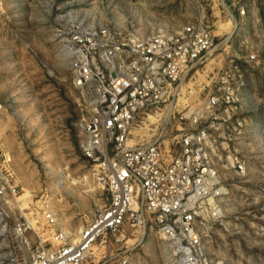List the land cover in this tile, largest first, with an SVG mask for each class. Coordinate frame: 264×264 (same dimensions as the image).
Returning <instances> with one entry per match:
<instances>
[{"label": "rangeland", "instance_id": "obj_1", "mask_svg": "<svg viewBox=\"0 0 264 264\" xmlns=\"http://www.w3.org/2000/svg\"><path fill=\"white\" fill-rule=\"evenodd\" d=\"M196 22L215 45L166 106L135 118L129 143L170 145L181 133L179 116L203 101L215 78L229 72L235 86L243 80L246 131L234 145L247 170L221 172L219 214L207 213L210 204L201 208L194 256L199 264H264V0H0V166L18 188L0 224V264H30L35 246L49 240L45 211L75 236L108 202L80 146L77 124L90 100L74 82L70 34L108 27L119 37H148ZM24 214L22 234L15 224ZM123 234L98 240L86 264H184L186 253L152 223L127 225Z\"/></svg>", "mask_w": 264, "mask_h": 264}, {"label": "built area", "instance_id": "obj_2", "mask_svg": "<svg viewBox=\"0 0 264 264\" xmlns=\"http://www.w3.org/2000/svg\"><path fill=\"white\" fill-rule=\"evenodd\" d=\"M68 42L74 82L90 100L77 124L80 146L108 202L75 236L45 211L49 240L35 246L30 264H86L98 240L123 236L127 225L147 223L186 253L184 264H199L194 253L201 251V208L210 204L207 213L219 214L215 206L226 188L221 172L247 170L234 145L246 131L239 95L244 81L235 86L229 72L215 78L203 101L188 104L179 116L181 133L170 145L159 138L132 145L135 118L157 112L175 96L182 77L215 45L212 32L200 22L148 37H119L101 27L74 30ZM11 177L0 166V224L17 202ZM28 227L27 215L17 219V231L25 234Z\"/></svg>", "mask_w": 264, "mask_h": 264}, {"label": "bare ground", "instance_id": "obj_3", "mask_svg": "<svg viewBox=\"0 0 264 264\" xmlns=\"http://www.w3.org/2000/svg\"><path fill=\"white\" fill-rule=\"evenodd\" d=\"M169 118V117H168Z\"/></svg>", "mask_w": 264, "mask_h": 264}]
</instances>
